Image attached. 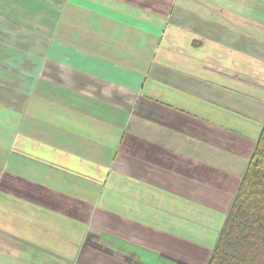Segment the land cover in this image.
I'll return each mask as SVG.
<instances>
[{"label": "crops", "instance_id": "1", "mask_svg": "<svg viewBox=\"0 0 264 264\" xmlns=\"http://www.w3.org/2000/svg\"><path fill=\"white\" fill-rule=\"evenodd\" d=\"M62 1L0 0V264H208L264 122V0H90L76 40Z\"/></svg>", "mask_w": 264, "mask_h": 264}, {"label": "trees", "instance_id": "2", "mask_svg": "<svg viewBox=\"0 0 264 264\" xmlns=\"http://www.w3.org/2000/svg\"><path fill=\"white\" fill-rule=\"evenodd\" d=\"M208 264H264V122Z\"/></svg>", "mask_w": 264, "mask_h": 264}, {"label": "rangeland", "instance_id": "3", "mask_svg": "<svg viewBox=\"0 0 264 264\" xmlns=\"http://www.w3.org/2000/svg\"><path fill=\"white\" fill-rule=\"evenodd\" d=\"M98 2L82 0L81 4H77L73 0H63L62 7L66 9L62 13L61 29H63L64 33L71 35L74 40L84 39L89 35L88 33H83L85 28H97L100 25L102 10V6Z\"/></svg>", "mask_w": 264, "mask_h": 264}]
</instances>
